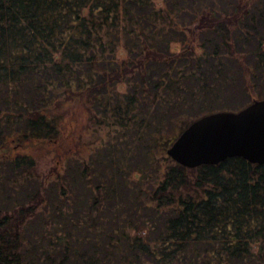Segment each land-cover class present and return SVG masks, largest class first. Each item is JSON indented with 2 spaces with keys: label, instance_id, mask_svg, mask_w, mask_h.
<instances>
[{
  "label": "trees",
  "instance_id": "obj_1",
  "mask_svg": "<svg viewBox=\"0 0 264 264\" xmlns=\"http://www.w3.org/2000/svg\"><path fill=\"white\" fill-rule=\"evenodd\" d=\"M258 99L264 0H0V264H264V164L166 153Z\"/></svg>",
  "mask_w": 264,
  "mask_h": 264
},
{
  "label": "water",
  "instance_id": "obj_2",
  "mask_svg": "<svg viewBox=\"0 0 264 264\" xmlns=\"http://www.w3.org/2000/svg\"><path fill=\"white\" fill-rule=\"evenodd\" d=\"M187 167L217 164L239 156L264 164V99L236 111H217L191 122L166 149Z\"/></svg>",
  "mask_w": 264,
  "mask_h": 264
},
{
  "label": "rangeland",
  "instance_id": "obj_3",
  "mask_svg": "<svg viewBox=\"0 0 264 264\" xmlns=\"http://www.w3.org/2000/svg\"><path fill=\"white\" fill-rule=\"evenodd\" d=\"M157 4H160V0H156ZM196 43V42H195ZM181 48L180 43H173L171 44V49L175 52H178ZM119 58L124 57L122 51L118 52ZM118 90L123 91L124 85L120 84L117 86ZM185 119H181L180 122H177L176 128L179 129L180 127L184 126ZM76 129L82 130L76 132L79 134L81 133L82 137L79 141L78 146H76L74 150V155L79 162L87 159L90 153H109L105 152V146H111L114 141H116V132L117 129L114 128H107L103 126H92L88 120H79L78 124H75ZM77 136V134H75ZM35 156L36 164H37V171L40 174H46L50 167H53L55 164L52 160V152L45 151V150H35L30 149L27 151ZM110 153H120L119 151L114 152L110 151ZM63 166H60V170L62 171Z\"/></svg>",
  "mask_w": 264,
  "mask_h": 264
}]
</instances>
